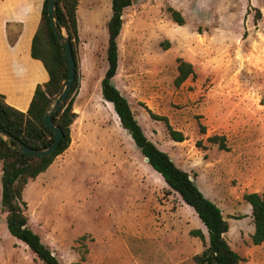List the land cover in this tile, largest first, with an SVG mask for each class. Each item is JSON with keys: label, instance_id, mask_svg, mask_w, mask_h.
Returning a JSON list of instances; mask_svg holds the SVG:
<instances>
[{"label": "rangeland", "instance_id": "374dc122", "mask_svg": "<svg viewBox=\"0 0 264 264\" xmlns=\"http://www.w3.org/2000/svg\"><path fill=\"white\" fill-rule=\"evenodd\" d=\"M110 15L111 0L78 7L71 143L25 186L27 225L60 264H194L204 242L190 232L200 230L207 243L205 227L101 96ZM122 19L112 84L146 138L220 208L229 224L224 237L242 264H260L249 259L253 224L242 196H264V0H134ZM179 58L193 75L175 87ZM148 111L166 116L185 140L171 141ZM215 135L227 150L207 141ZM5 217L0 206V264H41L8 233Z\"/></svg>", "mask_w": 264, "mask_h": 264}, {"label": "trees", "instance_id": "16d2710c", "mask_svg": "<svg viewBox=\"0 0 264 264\" xmlns=\"http://www.w3.org/2000/svg\"><path fill=\"white\" fill-rule=\"evenodd\" d=\"M133 2L134 0H111V15L106 22L107 69L100 81L101 96L103 100L112 105L120 126L128 132L143 157L148 159L147 164L162 177L169 189L177 193L181 201L194 211L205 227L208 236L207 243H205L204 235L200 230L190 232L192 236L204 242L203 251L193 256L194 264H242L243 259L230 247L224 237L229 231V224L220 208L205 198L193 181H190L187 172L178 168L165 152L159 150L146 138L135 120L126 98L112 84V79L116 76L118 68L117 39L123 25L122 16ZM78 3L79 0H56L54 6L57 14L54 26L65 32L75 62V80L72 88L62 108L52 116L53 123L62 131V138L57 148L47 156L30 157L13 149L10 145L14 143L0 136V206L6 214V228L13 238L27 246L41 264L60 263L52 251L41 242L40 237L28 227L24 214L27 205L22 194L27 183L45 173L56 157L64 153L71 143V126L77 117L73 105L79 89L76 50L79 42L76 13ZM47 5L48 0H44L40 23L31 43V56L42 62L49 77L48 82L36 87L26 112H20L7 105L3 97L0 96V129L33 149H46L54 140V133L44 125V115L62 92L68 76L64 50L53 33L48 18ZM167 11L175 24L184 25V19L178 11L171 7L167 8ZM256 14L257 19L260 18L258 10ZM165 45H169V43L166 42ZM176 62L177 76L174 79V85L179 87L189 76L193 75V68L190 63L181 58ZM148 113L151 119L163 122L171 141L181 143L185 140L183 133L173 129L166 116H159L150 111ZM199 129L202 133L205 130L201 125H199ZM207 141L217 144L220 150H227L225 139L221 136L209 137ZM242 200L251 207L250 217L254 232L250 236V241L255 246L261 245L264 242V196L258 193H248L242 196ZM81 260L84 258L81 257Z\"/></svg>", "mask_w": 264, "mask_h": 264}, {"label": "crops", "instance_id": "0c3cea01", "mask_svg": "<svg viewBox=\"0 0 264 264\" xmlns=\"http://www.w3.org/2000/svg\"><path fill=\"white\" fill-rule=\"evenodd\" d=\"M43 3L44 0H0V96L20 112L27 111L36 87L49 79L42 62L31 56ZM248 211L251 220V207ZM253 232L254 227L250 236ZM249 255L251 262L264 264V242L257 246L251 243Z\"/></svg>", "mask_w": 264, "mask_h": 264}, {"label": "water", "instance_id": "95a60500", "mask_svg": "<svg viewBox=\"0 0 264 264\" xmlns=\"http://www.w3.org/2000/svg\"><path fill=\"white\" fill-rule=\"evenodd\" d=\"M55 1L56 0H48L47 10H48V18L50 25L52 27L53 33L59 42L60 46L64 50V55L67 62V70H68V76L67 81L65 83V86L62 90V92L57 96L56 100L49 106L47 112L44 115V125L50 129L54 133V140L52 144L46 148V149H33L25 146L23 143H21L18 139L14 138L13 136L9 135L7 132H4L0 129V136H2L5 140L9 139L14 144L10 145L13 149L26 154L30 157H43L51 154L58 146L59 141L62 138V131L59 127L55 126V124L52 121V116L58 112L62 106L63 103L69 94L72 84L75 80V62L72 56L71 47L69 40L66 38L65 32L62 30L60 31L58 28L54 26V21L57 20V14L55 11ZM145 162H148V159L145 158ZM190 181H192V178H189Z\"/></svg>", "mask_w": 264, "mask_h": 264}]
</instances>
